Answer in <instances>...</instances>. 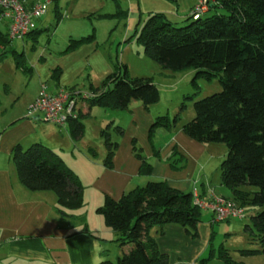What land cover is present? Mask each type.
<instances>
[{
  "label": "crops",
  "instance_id": "crops-1",
  "mask_svg": "<svg viewBox=\"0 0 264 264\" xmlns=\"http://www.w3.org/2000/svg\"><path fill=\"white\" fill-rule=\"evenodd\" d=\"M24 1L31 6L36 0ZM41 20L36 23V33L27 36L32 42L37 41L40 32L37 24ZM5 22L7 30L3 33L0 28V33L8 38V22ZM8 40V44L0 45V50L5 51L13 41ZM91 42L72 50H67V46L60 60L52 58L45 52L47 49L38 50L31 60L26 58L24 51H13V65L9 70L14 77L30 74V80L35 81V90L24 101L21 116L11 115L3 120L0 114V123H7L0 129V264H100L104 259H110L108 248L120 245L115 242L117 236L106 226L99 209L107 200L118 201L150 181H164L175 190L195 192L202 199H207L211 192L223 197L230 195L220 181L218 162L221 156L216 158L210 152L215 150L214 144L190 139L183 133L181 125L162 128L163 131L150 135V128L161 115L150 111L153 104L147 109L139 101L130 103L124 110L90 107L89 99L81 95L76 111L83 129L77 137L72 135L75 121L58 127L42 121L39 114L26 112L42 89L48 94L67 91L89 95L90 89L104 87V81L113 73V62L102 57ZM5 58L1 56L0 59L3 66L7 61ZM8 91L12 93L10 88ZM25 93L21 92L22 95ZM112 126L121 132L117 131L113 141L107 134L112 141V156L107 161L105 135ZM86 127H90L98 142L92 144L85 137ZM152 137H155L153 143ZM33 144H41L56 153L80 180L83 207L65 212L72 218L59 217L53 192H33L20 183L11 151L16 145L26 149ZM135 148L139 151L138 157ZM139 157L150 166L148 175L142 173ZM217 159L209 172V164ZM218 171L219 178H216ZM207 218V223L200 218L196 235L176 225H167L161 232L155 228L150 231L158 250L166 256L167 264H226L217 258L211 242L212 213L209 212ZM120 248L116 247V252L121 251L123 255L130 245Z\"/></svg>",
  "mask_w": 264,
  "mask_h": 264
},
{
  "label": "trees",
  "instance_id": "trees-1",
  "mask_svg": "<svg viewBox=\"0 0 264 264\" xmlns=\"http://www.w3.org/2000/svg\"><path fill=\"white\" fill-rule=\"evenodd\" d=\"M60 19L57 13L55 20ZM184 21V26L177 27L162 14L149 15L136 40L143 54L162 69H194L207 80L217 78L221 91L194 102V117L181 129L199 143L226 146L227 155L219 166L221 185L230 193L224 198L242 208L245 217L250 216L254 237L264 245V0H214L207 13L196 20L189 15ZM93 40V35L71 40L67 50ZM9 42L0 33V45ZM103 84L102 89L88 92L90 107L124 110L139 101L147 109L159 100V91L150 79L128 78L125 69L123 74H110ZM73 121L72 135L77 137L83 125L78 118ZM177 123L178 116L173 123L159 116L150 133L158 127L172 129ZM110 144L106 140L107 161L112 156ZM11 156L26 189L56 195L60 218H72L65 212L83 207L81 182L56 153L41 144L26 149L16 145ZM139 158L142 173L148 175L150 166ZM192 196L193 192H180L164 181H150L118 201L107 200L99 209L106 226L115 232L117 244L130 245L116 264H167L150 231L176 225L196 235L201 212L193 205ZM250 233L253 236V231ZM217 258L232 264L222 246ZM100 264L113 263L104 259Z\"/></svg>",
  "mask_w": 264,
  "mask_h": 264
},
{
  "label": "rangeland",
  "instance_id": "rangeland-1",
  "mask_svg": "<svg viewBox=\"0 0 264 264\" xmlns=\"http://www.w3.org/2000/svg\"><path fill=\"white\" fill-rule=\"evenodd\" d=\"M21 1L26 5L24 0ZM194 1L53 0L47 6L46 14L42 17L41 22L37 24L40 32L36 42H32L30 38L26 37L24 41H11L5 51L0 50V59L1 56L7 58L5 62L6 58L3 59L4 66L0 64V114L3 120L10 118L11 115L15 118L21 116L19 114L22 113L24 101L35 90V81L30 80V74L24 76L18 74L14 77L12 71L9 70L13 65L11 57H13L14 50L19 53L24 51L26 58L31 60L38 50L47 49L45 52H49L52 58L60 60L65 55L64 51L71 40H79L93 35L94 40L91 43H95L102 57L110 58L113 62V72L120 71L123 74L125 69L128 78H147L157 87L159 100L149 107L151 112H158L161 114L160 116L167 117L170 123H173L174 117L178 116L177 126L189 122L194 117V102L221 91L222 88L217 78L212 77L207 80L197 76V71L194 69L181 72L162 69L160 65L143 54V48L136 38L149 15L162 14L177 27H181L186 24L184 19L189 15L192 16L193 11L199 5L206 3L208 9L214 5V0H197L195 4ZM56 11L61 15L59 22L55 20ZM5 23L0 20V28L3 33L7 30ZM45 27H48L47 31ZM8 88L12 93H9ZM23 91L26 92L24 95L21 94ZM28 111L29 106L26 112ZM6 124L0 123V129ZM125 124L124 126H126ZM114 126L106 131L105 139L108 143H112L116 137L117 130L113 128ZM153 131L150 133L151 136L157 133L155 131H163V129L156 128ZM107 134L111 136L110 140L112 141L109 140ZM85 137L90 139L92 144L99 141L96 136L92 135L90 127H86ZM155 137L151 138L152 143ZM136 146L139 148L138 144ZM213 146L216 148L210 152L216 158L221 156V159L219 162L217 159L209 164L211 167L209 172L214 168V162H218V166H220L227 155V148L224 144H214ZM217 177L219 178V171L216 174ZM247 189L253 188L247 187ZM213 194L220 197L214 192ZM234 204L237 206L236 203ZM203 209H200L201 220L203 223H207L209 212L207 209ZM74 211L71 210V212ZM245 225L253 231V236L250 235V230L245 229ZM210 233L214 250L217 251L222 246L233 261L240 264H264V245L254 237L256 232L250 216L243 220L214 223ZM116 247L121 249L120 246L107 247L109 261L113 264H116L117 258L122 256L121 251L116 252ZM244 251H253V253L247 254Z\"/></svg>",
  "mask_w": 264,
  "mask_h": 264
},
{
  "label": "built area",
  "instance_id": "built-area-1",
  "mask_svg": "<svg viewBox=\"0 0 264 264\" xmlns=\"http://www.w3.org/2000/svg\"><path fill=\"white\" fill-rule=\"evenodd\" d=\"M53 0H37L31 6H27L21 0H0V20L8 22L7 36L10 40H23L36 29V23L46 13L47 6ZM202 4V3H201ZM208 12L206 3L199 5L192 14V18L198 19ZM77 95L80 93H70L60 91L56 94H48L45 89L39 93L38 97L29 106L28 114H39L42 121L64 127L70 121L78 118L76 111ZM83 97L88 95L81 94ZM193 205L199 209H207L212 213V222H226L229 220H243L244 210L236 206L233 202L223 197H218L211 192L208 200L199 197L195 192L192 196ZM0 242V246H1Z\"/></svg>",
  "mask_w": 264,
  "mask_h": 264
}]
</instances>
